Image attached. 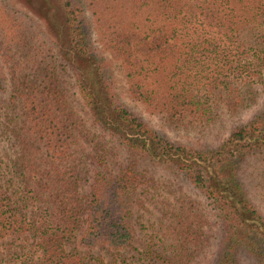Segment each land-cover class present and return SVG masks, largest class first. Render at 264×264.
<instances>
[{"label":"trees","instance_id":"1","mask_svg":"<svg viewBox=\"0 0 264 264\" xmlns=\"http://www.w3.org/2000/svg\"><path fill=\"white\" fill-rule=\"evenodd\" d=\"M117 1L113 11L114 0H91L94 28L120 62L129 95L164 125H207L221 102L230 111L246 108L254 85L264 86V0ZM96 2L105 4L108 25ZM58 4L42 30L55 55L14 41L19 51L0 70V132L12 149L0 163V264H193L209 218L184 189H169L172 196L156 202L144 246L122 256L132 245L133 216H145L143 194L163 188L137 169L138 155L180 175L211 203L223 226L211 264H264V219L237 174L243 155L264 147V111L214 148L170 140L116 98L82 7ZM66 72L85 119L68 101ZM111 139L127 152L117 168L107 154ZM74 240L84 252L66 249ZM96 247L106 256L90 253Z\"/></svg>","mask_w":264,"mask_h":264},{"label":"rangeland","instance_id":"2","mask_svg":"<svg viewBox=\"0 0 264 264\" xmlns=\"http://www.w3.org/2000/svg\"><path fill=\"white\" fill-rule=\"evenodd\" d=\"M75 1L83 9L84 18L88 22L90 29V43L105 64L108 77L113 85V90L118 101L129 106L135 113L149 123V125L170 140L187 146H208L214 148L221 144L235 127L244 125L257 114L264 111V86L258 84L254 85L256 93L255 99L250 106L246 108L239 106L235 110L230 111L226 107V104L221 102L217 112L218 117L215 121L207 125L192 130H185L182 128L174 130L164 125L157 115L149 111L142 102L134 99L127 92L126 77L120 62L102 45L98 32L94 28L97 24L92 7L89 5L91 0ZM114 1L115 4L112 10L116 11L118 1ZM58 2L59 0H0V70L2 73L6 71L4 65H2L4 61L8 56H12L14 52L19 51V44L16 43L15 46L12 47L11 44L14 41L16 42L22 39L31 41L33 44L31 51L39 52L43 48L46 50L47 55H55L53 44L47 39V31L44 27L48 23L47 16L53 14L56 16L59 6ZM104 5L103 2H96L93 5V9H97L99 17L106 18L102 20L108 25L112 20L111 16H103ZM45 14L47 16H45ZM50 46L52 50H49ZM0 80L3 82L6 81L5 78L3 79L1 77ZM63 80V86L65 87L67 96L68 93L70 95L71 92L72 99L68 96V101L71 102L72 109L78 118L85 119V106L75 92L73 78L70 72H66V74L63 75ZM7 86L8 85L5 84L4 88H7ZM72 93L74 94L72 95ZM5 97L6 93L0 91V98ZM106 147L109 148L107 154H109L110 166L112 168H117L119 165H124L127 158L125 148H123L116 139L109 140L106 143ZM5 153L11 154L12 149H10L9 142L5 139V136L0 132V163L5 159ZM2 158L4 159L2 160ZM134 160L138 170L144 171V173L153 180V184L160 185L163 188L157 191L151 187L149 191H146V194H143L146 208L142 211H146L145 216L144 214L142 216H137V213L133 216L131 221L134 229L132 245L128 249L122 250V256L128 258L137 254L144 246L146 239H148L149 234L152 232L150 224L151 221L154 220V217L151 216V214H153L156 202H159L166 195L172 196V194H168L169 189H175L176 192H178L179 189H184V192L200 200L203 212L209 218V225L206 227L208 236L206 240H203L201 243L198 255L193 264H211L220 251L223 236L222 223L217 220L215 210L211 203L200 195L197 196L195 191H193V189L191 190L187 181L180 175L173 174L172 172L168 173L167 170L155 166V164L145 156L138 155ZM237 174L247 198L264 219V147L247 151L240 160ZM158 192H160V194H158ZM66 249L68 251H85V248L78 245L77 240L68 244ZM90 253L106 256V250L100 247L91 249ZM241 264H249V260H244Z\"/></svg>","mask_w":264,"mask_h":264}]
</instances>
